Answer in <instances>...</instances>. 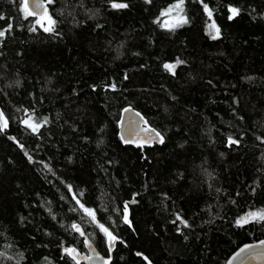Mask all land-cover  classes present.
<instances>
[{
    "label": "trees",
    "instance_id": "trees-1",
    "mask_svg": "<svg viewBox=\"0 0 264 264\" xmlns=\"http://www.w3.org/2000/svg\"><path fill=\"white\" fill-rule=\"evenodd\" d=\"M123 2L129 8L115 10L106 0H83L86 8L99 9V15L88 20L76 7L73 23L68 13L77 0H54L48 8L58 21L56 36L39 26L29 32L34 18L23 17L19 0H0V13L7 18L0 20V28L13 24L0 40V110L10 118L9 129L0 134V264H17L21 253L20 264H43L44 257L64 264L61 240L85 250L73 239L75 233L65 231L73 220L79 222L80 214L69 211L74 201L61 180L76 192L83 190V201L96 208L110 197L119 204L131 199L132 192L140 194L139 203L130 204L135 231L117 221L115 231L127 246L117 243L113 264H147L136 251L151 264H226L239 247L264 240V222L243 228L234 223L245 212L264 208V143L256 139L264 137V0H206L210 6L219 4L213 18L222 34L216 40L205 34L207 17L193 0L185 5L191 22L174 32L153 23L171 0ZM228 3L242 9L232 22L224 15ZM96 23L103 27L95 29ZM121 42L123 54L117 58ZM177 56L187 64L178 66L173 77L161 65ZM49 77L52 82L46 83ZM15 79L19 87L5 88ZM113 82L117 91L102 88ZM91 84L97 85L95 92ZM127 104L166 136L165 145L145 148L147 161L136 147L119 141L117 121ZM17 108H35L49 122L33 134L18 123L24 112ZM241 132L239 146L225 147L228 135L240 138ZM24 152L53 171L30 164ZM175 212L192 225L181 226L188 240L170 223ZM99 215L108 226V214ZM93 241L106 255L99 234Z\"/></svg>",
    "mask_w": 264,
    "mask_h": 264
},
{
    "label": "snow or ice",
    "instance_id": "snow-or-ice-1",
    "mask_svg": "<svg viewBox=\"0 0 264 264\" xmlns=\"http://www.w3.org/2000/svg\"><path fill=\"white\" fill-rule=\"evenodd\" d=\"M152 0H144L145 4H150ZM194 3H197L204 16L207 17V20L204 24V32L207 37L211 40L218 39L222 30L218 25L216 20L213 18L214 12L217 11L219 4L217 6H210L206 0H193ZM54 0H19V12L23 15L25 19L29 17L34 18V24L28 27L29 32H36L37 26H39L43 32L50 33L56 36L60 35L59 31L55 30V26L57 24V20L53 18L49 13V5H52ZM106 3L109 7L115 10L127 9L129 8V4L127 2H118V0H106ZM186 0H171L165 7L159 10V14L153 20V23L157 24L161 29H165L168 32H174L176 29L181 28L184 25H188L191 21L189 16L186 13ZM79 7L82 9L88 20H94L99 15V9L95 8H86L83 0H77L76 5L73 7L72 11L68 13V15L72 16L73 23H77L76 17L74 15L75 8ZM226 9L224 15L226 16L227 21L232 22L236 18H238L242 12V9L232 3H228L223 5ZM61 16L64 15L63 11L60 13ZM7 19L4 14L0 13V20ZM78 23L83 24L85 21L81 20ZM103 25L100 23L95 24V29H101ZM13 30V24L7 23L5 27L0 28V40H3L6 37V34ZM124 47L123 42L117 45L115 51L117 53V58L122 55L121 49ZM19 54V53H18ZM187 61L181 59L177 56L173 61H164L162 62V68L166 73H169L171 76H177V67L181 65H186ZM144 67V65H141ZM124 80L128 79V76L124 75ZM250 79V78H249ZM52 78L49 77L46 83H51ZM206 83L215 87L212 84L211 80H208ZM20 81L19 79H15L9 83L5 84V88H11L13 86L19 87ZM91 90L95 92L97 90L96 84L89 85ZM104 90H112L113 92L117 91L116 83H105L102 85ZM0 91H3L0 89ZM76 89H73V94H76ZM173 100L176 98L173 96ZM236 99L233 98V103H236ZM24 112V118L18 120V123L24 126L26 129L30 130L33 134L39 132L40 128L46 125L48 121V117H38L36 115L35 108H17V111ZM164 112H168V108L165 107ZM236 110L233 109V113L235 114ZM126 113H132L131 116H128L125 121ZM238 120H243L242 116H237ZM118 127L121 128L119 133V141L124 145H134L141 152V158L147 161V156L144 155V150L147 148H152L155 144L165 145L166 144V136L163 130H158L157 127H154L150 124V122L145 118L144 115L141 114L140 111H137L132 104H127L121 108L120 117L117 121ZM10 127V118L6 115L3 110H0V134L6 133V131ZM73 132L77 131L76 127L72 126ZM102 131V130H101ZM211 131V129H209ZM244 133H240V138H235L233 135H228L226 138L225 147L231 148L232 146H239L241 143V139ZM9 140L16 142L21 150H23L24 146L19 144L16 141L15 137L8 136ZM84 140H87L88 137H83ZM257 140H260L261 143H264V137L257 136ZM103 139H99L97 141V147H101L103 145ZM24 155L27 157V160L30 164L40 163L43 165L44 169H47L49 172H52V168L48 163H45L43 160L37 162L33 159V157L28 153L24 152ZM220 156L223 157L224 153L221 152ZM264 159V153L261 156ZM71 157H68V160L71 161ZM108 164H112L113 161L108 160ZM101 171H107V169H101ZM202 171L204 174L211 180L214 179L213 173L208 172L206 168H203ZM55 174V173H53ZM61 184H64L69 197L72 201H74V206L69 207V211L73 213L80 214V220L77 222L73 220L65 231L71 235L75 233L76 236L73 239L77 240L79 243H82L83 248L88 249V254L83 253L80 248L76 246V244L66 243L61 240L58 245V250L60 252V259L64 262V264H68V261H71L72 264H81L82 261H86L87 264H113V249L116 247L117 243L127 246L126 242L118 235L115 231V228L118 226L117 221L120 223L127 225L128 228L133 229L132 221L130 220V204H138L139 201L137 197L140 195L138 192L131 193V199H122L119 204L115 203L116 198L110 197L108 204H102L99 208L87 206V203L83 201L84 191L76 192L74 186L72 184H67L64 180L60 181ZM212 185L209 184V188ZM216 191L219 193L222 190L217 188ZM255 192V189H252ZM239 195V193H237ZM69 197L61 196V200H66ZM165 199H169L167 194H164ZM111 204V207H109ZM211 207V206H209ZM49 215L53 220H56L57 217L52 214L51 209H47ZM104 212L107 213V220L110 222L108 226L104 222L103 216H100L99 213ZM175 216L174 220H171L170 223L175 227V231L183 236L184 240H188V236L184 235L182 232L183 228H191L192 225L189 223L188 219H185L179 212L173 213ZM116 217V219L113 218ZM21 223L24 218H20ZM211 223V221H208ZM264 222V208L257 210H250L245 212L243 215L236 217L234 223L236 227L243 228L245 225L255 223L262 224ZM85 225L92 227L94 231L89 233L86 231ZM61 227H64V224L61 223ZM182 226V227H181ZM98 230V233L97 231ZM97 234L100 235L102 244L106 248V255L101 256L94 246L93 237ZM45 235H50V233L45 232ZM259 249H264V240L258 241ZM257 245L253 244H245L239 248L238 251L234 252L230 259H228L227 264H245L248 259H264V250H258ZM39 247V245H38ZM47 247V245H44ZM136 257L141 258L143 261L147 262V264H151L148 256L145 255L141 251H136L134 253ZM11 259V257H9ZM24 256L20 254V260H23ZM20 260L17 261V264H20ZM43 264H52V261L48 257L43 258Z\"/></svg>",
    "mask_w": 264,
    "mask_h": 264
},
{
    "label": "water",
    "instance_id": "water-1",
    "mask_svg": "<svg viewBox=\"0 0 264 264\" xmlns=\"http://www.w3.org/2000/svg\"><path fill=\"white\" fill-rule=\"evenodd\" d=\"M124 115H125V121H126V118H127L128 116H131L132 113H126V114H124ZM120 131H121V128H120ZM131 146H134V145H131ZM134 147H135V146H134ZM146 147H147V146H146ZM247 244H253V245H257V246H258V242L247 243ZM94 246L96 247L97 251L100 253L101 256H105V254H103V253L98 249V247L95 245V243H94ZM241 247H242V246H241ZM239 248H240V247H239ZM239 248H238L236 251H238ZM258 250H264V249H259V246H258ZM236 251H234V252H236ZM82 252L85 253V254H88V249H85V250L82 251ZM113 252H114V249H113ZM234 252H233V253H234ZM233 253L229 256L228 259L231 258V256L233 255ZM112 255H113V253H112ZM228 259H227V261H228ZM227 261H226V264H227ZM81 263L87 264L86 261H82ZM97 264H98V262H97ZM237 264H238V262H237ZM245 264H264V259H248V260L245 262Z\"/></svg>",
    "mask_w": 264,
    "mask_h": 264
}]
</instances>
